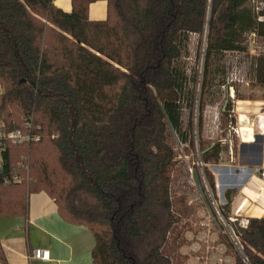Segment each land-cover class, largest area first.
I'll list each match as a JSON object with an SVG mask.
<instances>
[{"label":"trees","instance_id":"1","mask_svg":"<svg viewBox=\"0 0 264 264\" xmlns=\"http://www.w3.org/2000/svg\"><path fill=\"white\" fill-rule=\"evenodd\" d=\"M97 1L71 0L66 12L54 0H0V123L40 135L5 142L0 217H26L29 196L45 192L66 221L93 233L92 264H172L164 248L179 218L169 169L174 133L192 144L183 122L196 100L191 36L206 34L203 89L213 78L220 89L225 51L245 50L246 34L264 24L249 0H104L106 18L91 20ZM253 71L252 86L264 88V54ZM223 149H201L212 189L208 165ZM13 175L20 181L5 184ZM235 231L250 262L264 264V216ZM234 264H245L239 252Z\"/></svg>","mask_w":264,"mask_h":264},{"label":"rangeland","instance_id":"2","mask_svg":"<svg viewBox=\"0 0 264 264\" xmlns=\"http://www.w3.org/2000/svg\"><path fill=\"white\" fill-rule=\"evenodd\" d=\"M205 50L206 34H193L189 43V54L185 60L189 73L193 70L198 73L196 100L193 113L189 114L188 109H185L183 115L185 125L191 121L192 144L182 143L174 133L177 160L169 169L173 210L179 218L164 248V253L171 258L172 264H234L238 251L231 239V232L235 229V224L239 226L243 220L250 217V214H254V211L238 214L237 210L243 197L241 187L239 182L227 187V183H233V177L223 175L221 169L219 170L221 187L210 189L208 183L202 179V169L197 164L196 150L201 153L202 147L226 137L225 129L230 121V114L236 122L240 114L246 115L250 123L246 124L244 121L242 125L252 127L256 134L260 133L258 124L259 121L261 123L264 121V88L252 85L247 88L239 87L238 101L236 99L235 102L224 98L217 86L218 78H213L211 86L204 90L202 77ZM201 104H204L202 113ZM227 104L230 105L231 111L224 117L222 108ZM235 138L236 153L239 154L241 141L238 137ZM229 161L228 148L224 146L219 164H228ZM213 166H208L212 175L216 171ZM228 189L232 191L230 201L226 194ZM257 206L261 205L255 202L254 205L247 207L256 209ZM260 213L255 212V215ZM232 219L235 222H232Z\"/></svg>","mask_w":264,"mask_h":264},{"label":"crops","instance_id":"3","mask_svg":"<svg viewBox=\"0 0 264 264\" xmlns=\"http://www.w3.org/2000/svg\"><path fill=\"white\" fill-rule=\"evenodd\" d=\"M54 3L66 12L72 10L71 0H54ZM106 16V1L99 0L90 5L91 20H103ZM260 133L264 135L263 131ZM236 156L234 161L230 160L228 164H220V166L223 175L228 178L233 177V183H227V187L239 182L243 193L241 203L246 199L245 206L238 214L254 211L250 217H262L264 186L254 173L256 166L244 165L251 156L241 157L240 153H236ZM255 202L261 206H257L256 209L247 207L254 205ZM258 211L261 212L260 215H255ZM94 245L95 238L91 230L86 226L66 221L59 214L55 200L45 192L33 193L29 196L26 217H0V248L4 254L3 264H92ZM37 248L50 250V259H31L32 251Z\"/></svg>","mask_w":264,"mask_h":264},{"label":"built area","instance_id":"4","mask_svg":"<svg viewBox=\"0 0 264 264\" xmlns=\"http://www.w3.org/2000/svg\"><path fill=\"white\" fill-rule=\"evenodd\" d=\"M249 5L252 8L257 21L259 23L264 24V0H249ZM246 49L245 50H229L225 51L224 53V81L220 85V90L222 91L224 98L226 100H230L235 102L237 99V89L239 87H250L255 77V73L253 71V66L255 64V57L264 54V28L263 32H259L257 30L250 31L246 34ZM238 101V99H237ZM231 111V110H230ZM234 110H232L233 112ZM244 121L246 124H249V118L244 115ZM259 120H261V115L258 116ZM241 114L238 117V122L233 119L232 115L230 114V121L226 126V137L221 138L218 142L228 148V154L230 156V160L234 161L236 157V138L238 137L241 142L243 141V128H242V121H241ZM258 127L260 131H264V121L261 123L259 121ZM27 131L23 130H14L11 132L4 131V124L0 123V167L2 165V152L5 149V142L10 141L14 144H22L25 142H34L40 140V135L37 133L32 132L31 124L27 125ZM197 154V164L202 169V179L205 180L210 189L213 190L208 182L207 176L205 174V164L201 159L200 151L196 150ZM214 165V181L216 180L215 187L220 188V174L219 170L221 169L220 164H210ZM209 166V165H208ZM218 173V174H217ZM254 173L257 174V177L264 186V162L261 166H256L254 168ZM20 178L17 175L7 176L4 178L5 184H9L11 182H19ZM246 204V199L239 205L238 210L240 211ZM232 222H235L232 219ZM248 224V219L243 220L240 226L246 227ZM231 239L233 244L235 245L237 251L241 255L243 262L245 264H252L249 258L245 255L243 251V246L240 242L239 235L237 232L232 230L231 232ZM51 256V252L48 249L37 248L34 249L31 253V259H41V260H49ZM0 264H3L0 261Z\"/></svg>","mask_w":264,"mask_h":264},{"label":"water","instance_id":"5","mask_svg":"<svg viewBox=\"0 0 264 264\" xmlns=\"http://www.w3.org/2000/svg\"><path fill=\"white\" fill-rule=\"evenodd\" d=\"M240 156H251L250 160L244 165L261 166L264 162V135L257 133L252 143L241 142Z\"/></svg>","mask_w":264,"mask_h":264},{"label":"bare ground","instance_id":"6","mask_svg":"<svg viewBox=\"0 0 264 264\" xmlns=\"http://www.w3.org/2000/svg\"><path fill=\"white\" fill-rule=\"evenodd\" d=\"M244 114H241V121L244 122ZM243 128V141L248 142V143H252L255 140V131L252 127L248 126V125H242ZM264 133V131H263Z\"/></svg>","mask_w":264,"mask_h":264}]
</instances>
